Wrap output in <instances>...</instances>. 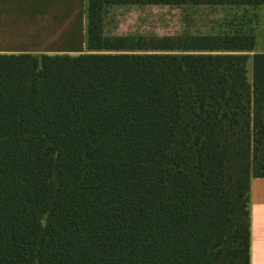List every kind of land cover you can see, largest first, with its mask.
<instances>
[{"label": "trees", "instance_id": "1", "mask_svg": "<svg viewBox=\"0 0 264 264\" xmlns=\"http://www.w3.org/2000/svg\"><path fill=\"white\" fill-rule=\"evenodd\" d=\"M190 3L264 6L87 0V53L0 55V264H251L260 18L151 53L103 34L105 6Z\"/></svg>", "mask_w": 264, "mask_h": 264}, {"label": "crops", "instance_id": "2", "mask_svg": "<svg viewBox=\"0 0 264 264\" xmlns=\"http://www.w3.org/2000/svg\"><path fill=\"white\" fill-rule=\"evenodd\" d=\"M81 1L0 0V55H72L86 51L87 8L83 0L81 16ZM261 10L264 12V6ZM254 53L264 54L262 16ZM250 209L251 264H264V178L251 182Z\"/></svg>", "mask_w": 264, "mask_h": 264}, {"label": "rangeland", "instance_id": "3", "mask_svg": "<svg viewBox=\"0 0 264 264\" xmlns=\"http://www.w3.org/2000/svg\"><path fill=\"white\" fill-rule=\"evenodd\" d=\"M83 0L80 3L81 16ZM87 8V0H86ZM264 12L259 7H233L211 5H110L103 10V34L106 38L116 37L134 40L145 47L129 53H151L152 46L164 39L216 35L255 26ZM64 49H70L65 47ZM78 50V48H75ZM80 49V48H79ZM80 51V50H79ZM74 53L79 55L87 53ZM251 67L249 66V71Z\"/></svg>", "mask_w": 264, "mask_h": 264}]
</instances>
